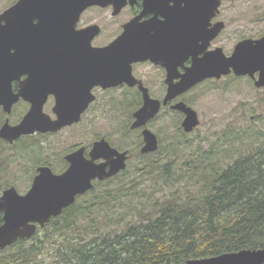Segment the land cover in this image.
Masks as SVG:
<instances>
[{
  "label": "trees",
  "instance_id": "obj_1",
  "mask_svg": "<svg viewBox=\"0 0 264 264\" xmlns=\"http://www.w3.org/2000/svg\"><path fill=\"white\" fill-rule=\"evenodd\" d=\"M5 116L0 108V124ZM247 124L231 123L207 148L200 137L196 152L175 168L161 137L156 152L140 154V179L156 174L146 202L133 205L146 196L134 178L101 190L98 181L34 236L0 250V264H185L263 247L264 120ZM239 138L247 150L235 148Z\"/></svg>",
  "mask_w": 264,
  "mask_h": 264
},
{
  "label": "water",
  "instance_id": "obj_2",
  "mask_svg": "<svg viewBox=\"0 0 264 264\" xmlns=\"http://www.w3.org/2000/svg\"><path fill=\"white\" fill-rule=\"evenodd\" d=\"M129 1L132 3L134 0H18L0 13V105H3L4 111L10 114L20 97L23 96L31 102L30 109L19 123L12 124L9 117L5 119L0 127L1 138L13 142L22 135L57 132L65 126L73 125L81 120L82 113L95 100L96 96L91 91L95 85L108 87L130 78V74L111 75L105 65L110 53H105L100 47H92L89 43L88 48L84 50L88 56L86 59L75 58L65 61L68 62V69L63 71L55 68L59 60H48L47 65H45L47 60L43 61L37 73L23 83L25 88L15 94L12 83L18 79V74L15 73L14 61L5 54L4 46L8 42V37L3 20L7 19L10 27L17 29L20 8L23 5L33 6L35 9L33 11L28 9V13L35 15L49 12L55 6H62L69 8V13H73L77 18L88 6L113 3L115 6L123 7ZM182 2L185 3L187 12L195 13L192 24L200 29L197 25L199 16L207 12L211 14L219 12L222 0H175L176 6H181ZM132 22H129L124 35L112 47L113 49L123 47L122 60L127 63L149 57L145 50L139 49L143 43H136L134 49L129 47L133 42L128 39ZM224 26L225 22L219 21L212 35L201 46L197 44V40L189 38L185 40V57L193 55V64L187 69L185 78L181 81L180 91L170 92L163 104H167L170 99L207 77H220L231 71L236 75L249 74L252 77L258 72L260 75L255 85L264 86V35L257 39L247 38L238 42L230 56L225 54L222 47L206 51L199 56ZM75 77H80L81 81H71ZM34 85L38 90H33ZM73 86H79L80 89L76 90ZM142 89L144 103L134 111V122L131 127H145L142 132L145 144L140 151L148 153L156 151L159 147L157 134L147 127V123L160 112L162 102L152 98L146 88ZM74 93H83V101L80 104L75 103ZM50 94L56 95L53 107L56 118L44 110ZM172 107L186 114L182 122L185 132H192L199 125L198 112L192 106L180 101ZM89 154V157L85 155V147L67 153L65 159L70 164L61 173L54 172L48 165L38 167L32 186L25 194L19 193L15 186L4 190L0 196V211L4 212V221L0 225V250L21 238H31L39 226L44 227L52 218L61 215L65 208L74 204L78 195L91 190L95 180H107L127 168L128 151H119L105 137L94 142ZM101 159L102 162H99ZM185 264H264V246L189 259Z\"/></svg>",
  "mask_w": 264,
  "mask_h": 264
},
{
  "label": "flooded vegetation",
  "instance_id": "obj_3",
  "mask_svg": "<svg viewBox=\"0 0 264 264\" xmlns=\"http://www.w3.org/2000/svg\"><path fill=\"white\" fill-rule=\"evenodd\" d=\"M17 1L18 0H14L11 2L4 8L3 11L10 8ZM28 9L29 11H33L35 8L33 6H21L19 26L17 29L11 28L7 19L3 20V25L6 26L5 30L8 37V42L4 46L5 54L14 61L13 66L15 68V73L18 74V79H15L12 83L13 92L16 94L25 88L23 83L26 82L31 75H35L37 73L38 69L42 66L43 61L47 60L45 63V65H47L48 60L57 59L60 62L56 64L55 68L58 71H63L66 68L68 69V62L65 63V61L75 58L78 60H84L88 57L84 53V50L85 48H88L89 43L92 47H100L105 53H110V56L105 63L107 71L111 75L130 74V78L128 80L121 81L117 85L108 87L95 85L91 91L94 93L96 98L89 105L87 110L82 113L81 120L73 125L65 126L61 130L82 122L86 117L85 115L96 105V103L100 101L102 96H106L108 98L102 105L108 104L109 107H113L118 103L121 105L120 107L124 106L127 111V119L128 117L131 118L129 126L125 131V135L129 137L131 132L137 130L139 131V133L131 139L130 147L120 148L109 140L107 136L102 137H105L111 145L119 151H128L129 157L127 159V168L130 167L131 162L135 157L131 147H142L145 144L144 135L142 133L145 127H139L136 129L131 127L134 122V111H136L144 103L142 87L146 88L152 98L159 99L162 102L160 112L156 115V117L149 120L147 123V127L157 134L158 140L160 141L161 137L159 133L154 131L150 126H154V122L160 118L163 112L168 110L179 116V124L180 118H182L179 130L180 133H182L181 131L185 132L182 127V122L186 114L182 111L173 109L172 106L180 101H184L188 105L192 106V102L186 95L187 93L205 86L210 88L215 84V81L230 77L246 79V82L253 83L254 86H256L255 82L260 75L258 72L255 73V77H252L249 74L236 75L234 71H231L230 73L223 74L220 77H207L196 83L188 90L179 93L170 99L167 104H163L164 99L170 92L173 93L180 91L182 84L181 81L185 78L187 69L193 64V55L185 57V40L187 38L197 40V44L201 46L204 41L212 35L218 22L224 21L220 18V11L214 14H211L210 12L201 14L199 16V21L197 22L200 29H197L195 28V24H192V19L195 17V13L187 12L184 2H182L181 6H176L175 0H134L132 3L129 1L123 7L115 6L113 3L106 5H92L84 9L77 18L73 13H69V8L66 9L62 6H55L51 11L40 12L39 15L28 13ZM93 9H97L99 13L97 15H93ZM74 20L76 21L74 22ZM131 21L133 22L131 23V31L129 32L130 37L128 39H131L133 42L129 45V47L134 49L136 47V43H143L140 45L139 49L141 51L145 50L149 54V57L135 59L131 63H127L124 59L122 60L121 52L123 47L119 46L115 49L112 47L116 45V41L124 35L127 30V26ZM227 28L228 24L225 22V26L220 33L214 39L210 40L207 49H205L204 52H201L199 56H202L206 51L213 50L217 47H222L225 54L230 56L238 42L247 38L257 39L264 35V33L259 36L245 35L239 37V35L234 41L231 50L227 52L224 46L217 44L220 36H222ZM120 45L122 44L120 43ZM71 81L79 82L81 81V78L75 77L72 78ZM73 87L76 90L80 89L79 86ZM257 88L262 89L264 86ZM33 90H38L36 85H34ZM100 92L102 94H100L101 97L99 96ZM117 93L119 94L117 95ZM73 98L75 103L80 104L83 101V93H74ZM48 103L53 104L51 108L53 112V107L56 103L55 94L49 95L44 105V110ZM18 106L26 107V114L31 107V102L22 96L19 101L13 105L12 109L15 110ZM0 108L4 110L3 105H0ZM51 115L53 118H56V114L54 112ZM21 119L17 122H13L12 124L19 123ZM125 120L126 118L124 121ZM57 132H36L34 134H39V136L42 134L41 137L44 138L49 136L48 134ZM34 134L22 135L13 142L1 137L0 139L3 141L5 146H12L13 143L20 141L21 139L25 141V137H32ZM39 136H37V138ZM102 137H97L88 143H84V141L76 143L69 148L67 153H71L80 147H85V155L89 157V153L94 142L100 140ZM37 140L38 141L33 144V139H26L25 144L22 146V150L25 152H32L33 154H40L41 160L39 163L35 164L36 168L44 165H48L52 168L50 161H46L43 158L45 154L52 150L51 143L47 147L42 148L40 143L41 140ZM65 155L63 156L65 162H67V167L65 168H68L70 163H68L65 159ZM4 160L12 162L9 158L1 155L0 168H8L2 165ZM98 161L102 162V159ZM62 168H64V165ZM120 173H122V171ZM12 186H15V183L11 182L10 184H0V196L3 194L5 189ZM29 189L25 192H20L17 188L18 192L21 194L27 193ZM3 221L4 212L0 211V225Z\"/></svg>",
  "mask_w": 264,
  "mask_h": 264
},
{
  "label": "rangeland",
  "instance_id": "obj_4",
  "mask_svg": "<svg viewBox=\"0 0 264 264\" xmlns=\"http://www.w3.org/2000/svg\"><path fill=\"white\" fill-rule=\"evenodd\" d=\"M13 1L0 0V13ZM92 12H94L93 15L99 13L97 9H93ZM220 12V18L228 24V28L220 36L217 44L224 46L227 52L231 50L239 35V37L245 35L259 36L264 33V0H222ZM100 94L101 92L99 93L101 97L102 94ZM186 95L199 113L200 125L191 134H188L189 136L185 140L181 138L179 130L182 118H180L179 124V116L169 110L161 114L160 118L154 122V126H150L159 133L164 141L165 148L162 151L172 155L170 161L175 160L173 168L182 165L196 152L195 149L200 144V137H205L206 142L203 144V148H207V140L215 139L218 134H221L224 129H227L235 121L240 124L239 128L242 129L248 126L247 123L251 122L258 127L261 120H264V88L258 89L253 83L246 82V79L223 78L215 81V84L210 88L207 86L197 88ZM107 99L106 96H102L100 101L89 110L84 120L79 124L64 128L57 133L48 134L49 136L41 139L42 148L51 143L52 150L45 154L43 158L50 161V165L55 172L59 173L66 169L62 168L64 165L63 156L76 143L83 141L88 143L97 137L107 136L120 148L130 147L131 139L139 131H133L127 137L125 130L121 129L122 122L125 118L127 119V111L124 107H112V110H108V104L102 105ZM52 106V103H48L45 106V111L53 114ZM26 110V107L18 106L10 114L4 112L6 116L3 122L7 116L10 117L11 123L19 121ZM2 124H0V127ZM37 136L39 134H34L29 139L37 138ZM243 140L247 142V139ZM25 142L21 139L13 143L12 146H5L0 139V152H2L0 156L4 155L12 161L4 160L2 162V165L8 168H0L2 173L0 174V184L13 182L20 192H25L31 187L30 185H32L33 178L37 173L35 164L41 160L40 154L22 150ZM236 146H239L241 150L248 149L247 146H244L241 138L235 140V148ZM131 148L135 157L130 167L125 171L126 173H120L110 182H102L101 185H98V188L99 190L115 188L121 182L134 178L136 183L140 182L139 196L146 195L133 203V205L138 206L139 202H146V197L152 190L151 186L156 179V174L144 181L140 179L144 177L143 172L138 168L140 166L141 153L139 150L141 146ZM222 162H224V159H222ZM97 183L98 181H96ZM164 192L165 190L162 189L156 194L160 196ZM48 261L46 260L40 264H45Z\"/></svg>",
  "mask_w": 264,
  "mask_h": 264
}]
</instances>
